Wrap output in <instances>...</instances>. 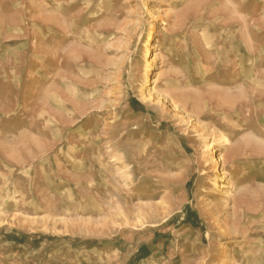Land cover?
<instances>
[{"label":"rangeland","instance_id":"rangeland-1","mask_svg":"<svg viewBox=\"0 0 264 264\" xmlns=\"http://www.w3.org/2000/svg\"><path fill=\"white\" fill-rule=\"evenodd\" d=\"M0 264H264V0H0Z\"/></svg>","mask_w":264,"mask_h":264},{"label":"bare ground","instance_id":"bare-ground-1","mask_svg":"<svg viewBox=\"0 0 264 264\" xmlns=\"http://www.w3.org/2000/svg\"><path fill=\"white\" fill-rule=\"evenodd\" d=\"M153 83H154V82H153L152 80H148L147 87H150L151 84H153ZM220 139L223 140V141H222L223 144H226V143L229 142V140H228L227 137H222V138H220ZM222 159H223V158H222ZM218 184H219V183H218ZM216 187H217L216 190L221 188V186L218 187V185H217ZM228 197L230 198L229 193L226 194V197H225V198H228ZM229 198H228V199H229Z\"/></svg>","mask_w":264,"mask_h":264},{"label":"trees","instance_id":"trees-1","mask_svg":"<svg viewBox=\"0 0 264 264\" xmlns=\"http://www.w3.org/2000/svg\"><path fill=\"white\" fill-rule=\"evenodd\" d=\"M194 219L196 220V218H195V217H193V218H192V220H194ZM186 221H188L189 223H192V222H190V219H189V218H187V217H186Z\"/></svg>","mask_w":264,"mask_h":264}]
</instances>
